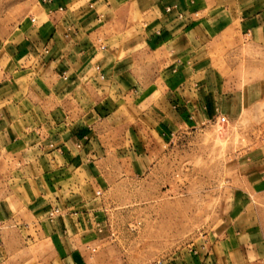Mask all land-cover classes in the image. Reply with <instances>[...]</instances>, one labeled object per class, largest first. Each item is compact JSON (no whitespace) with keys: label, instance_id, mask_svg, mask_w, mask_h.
<instances>
[{"label":"crops","instance_id":"obj_1","mask_svg":"<svg viewBox=\"0 0 264 264\" xmlns=\"http://www.w3.org/2000/svg\"><path fill=\"white\" fill-rule=\"evenodd\" d=\"M26 13L0 32V264H119L114 197L161 189L176 145L209 134L229 143L212 222L155 264H264V0Z\"/></svg>","mask_w":264,"mask_h":264},{"label":"rangeland","instance_id":"obj_2","mask_svg":"<svg viewBox=\"0 0 264 264\" xmlns=\"http://www.w3.org/2000/svg\"><path fill=\"white\" fill-rule=\"evenodd\" d=\"M13 1L0 0V4L9 9ZM15 1L17 12L5 9L0 14V24L7 26L0 32L28 15L32 0ZM216 138L209 134L194 139V144L178 143L171 160L175 170L166 174L161 189L146 186L145 196L140 198L136 193L135 198H122V193L114 197L119 202L113 206L110 224L112 261L155 264L194 244L207 231L218 206V163L223 158L217 152L219 147L222 152L229 150V143L221 145ZM153 179L151 175V185Z\"/></svg>","mask_w":264,"mask_h":264},{"label":"built area","instance_id":"obj_3","mask_svg":"<svg viewBox=\"0 0 264 264\" xmlns=\"http://www.w3.org/2000/svg\"><path fill=\"white\" fill-rule=\"evenodd\" d=\"M220 120H221L222 123H225L226 122V118L225 117H221Z\"/></svg>","mask_w":264,"mask_h":264}]
</instances>
